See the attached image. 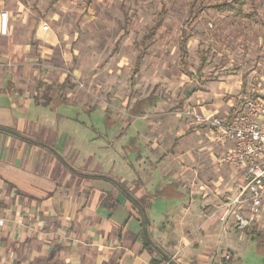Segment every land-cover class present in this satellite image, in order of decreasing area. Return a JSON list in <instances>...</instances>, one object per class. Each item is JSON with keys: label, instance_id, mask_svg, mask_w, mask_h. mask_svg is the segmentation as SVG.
Instances as JSON below:
<instances>
[{"label": "crops", "instance_id": "1", "mask_svg": "<svg viewBox=\"0 0 264 264\" xmlns=\"http://www.w3.org/2000/svg\"><path fill=\"white\" fill-rule=\"evenodd\" d=\"M2 11L8 17L0 16V212L11 216L0 225V264H264L248 257V241L264 250L253 231L264 228V212L245 231L221 220L222 197L242 184L240 170L217 162L231 142L213 141L203 126L190 129L167 112L175 103L142 95L137 86L124 93L106 83L96 93L87 80L80 84L83 74L64 68L75 38L58 46L22 8L16 16ZM119 70L108 77L121 80ZM185 95L177 110L235 111ZM98 105L111 140L126 145L116 154L119 168L78 152L64 129L78 121L79 109ZM129 109L134 121L123 117ZM196 139L199 149L190 152Z\"/></svg>", "mask_w": 264, "mask_h": 264}, {"label": "rangeland", "instance_id": "2", "mask_svg": "<svg viewBox=\"0 0 264 264\" xmlns=\"http://www.w3.org/2000/svg\"><path fill=\"white\" fill-rule=\"evenodd\" d=\"M19 8L40 24L47 22L46 32L58 38V46L66 48L65 43L75 38L64 68L78 69L83 74L80 84L87 80L96 93L106 83L124 93L126 87L137 86L142 95L175 103L167 112L179 114L190 129L203 127L187 113L191 108L177 110L185 94H198L201 102H215L220 111L233 107L235 112L242 109L246 96L264 94V0H0V11L11 10L16 16ZM160 17L162 25L152 33ZM55 60L57 66L63 65L59 56ZM110 70L125 76L120 74L121 80L115 81L108 77ZM192 101L197 98L191 99L193 105ZM102 114L100 105L89 111L79 109L76 126L64 129L74 138L78 152L107 161L108 170L119 168L116 154L126 145L111 140ZM123 117L134 121L136 116L129 109ZM198 144V139L191 141L190 152L197 151ZM236 187L233 184L234 192ZM253 231L264 240L260 224ZM252 241H248L249 260L264 259V250Z\"/></svg>", "mask_w": 264, "mask_h": 264}, {"label": "built area", "instance_id": "3", "mask_svg": "<svg viewBox=\"0 0 264 264\" xmlns=\"http://www.w3.org/2000/svg\"><path fill=\"white\" fill-rule=\"evenodd\" d=\"M0 16L5 20L8 12L2 11ZM49 28L47 22L42 24L44 31ZM187 113L192 114L195 124L207 130L213 141L233 144L217 162L240 170L242 184L237 194L224 203L221 220L224 224L231 221L239 231L248 230L264 212V94L246 96L238 112ZM8 212H0V225L10 218Z\"/></svg>", "mask_w": 264, "mask_h": 264}, {"label": "trees", "instance_id": "4", "mask_svg": "<svg viewBox=\"0 0 264 264\" xmlns=\"http://www.w3.org/2000/svg\"><path fill=\"white\" fill-rule=\"evenodd\" d=\"M162 21H163V17H160V19L158 20V22L156 23V25L154 26V28L152 29V33H154L161 25H162ZM140 61H141V55L139 56V58L137 59V67H139L140 66ZM137 204H140V202H138V201H135ZM140 208H141V210H142V212L143 213H145L146 212V210L149 208V206H145V205H140ZM144 219V221H143V227L145 228L144 229V232H145V235H147V227H148V225H149V221H148V219H145V218H143Z\"/></svg>", "mask_w": 264, "mask_h": 264}]
</instances>
